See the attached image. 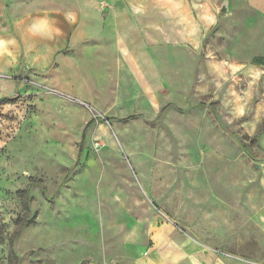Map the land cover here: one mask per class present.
<instances>
[{
	"label": "rangeland",
	"instance_id": "rangeland-1",
	"mask_svg": "<svg viewBox=\"0 0 264 264\" xmlns=\"http://www.w3.org/2000/svg\"><path fill=\"white\" fill-rule=\"evenodd\" d=\"M178 1L155 96L0 77V264H142L165 225L264 264V0Z\"/></svg>",
	"mask_w": 264,
	"mask_h": 264
},
{
	"label": "crops",
	"instance_id": "crops-1",
	"mask_svg": "<svg viewBox=\"0 0 264 264\" xmlns=\"http://www.w3.org/2000/svg\"><path fill=\"white\" fill-rule=\"evenodd\" d=\"M190 1L182 0L184 13L190 12ZM0 4L5 16L0 77L55 68L53 81L68 85L80 98L111 83L119 90L130 83L156 95L162 78L151 37L159 20L173 22L178 0H0ZM142 264L245 263L165 225L157 229Z\"/></svg>",
	"mask_w": 264,
	"mask_h": 264
},
{
	"label": "trees",
	"instance_id": "trees-1",
	"mask_svg": "<svg viewBox=\"0 0 264 264\" xmlns=\"http://www.w3.org/2000/svg\"><path fill=\"white\" fill-rule=\"evenodd\" d=\"M255 63H256L257 65L264 66V59H259V60L255 61ZM91 123H92V121L88 122V123L86 124L85 128H87ZM85 128H84V130H85ZM84 130H83V132H84Z\"/></svg>",
	"mask_w": 264,
	"mask_h": 264
},
{
	"label": "built area",
	"instance_id": "built-area-1",
	"mask_svg": "<svg viewBox=\"0 0 264 264\" xmlns=\"http://www.w3.org/2000/svg\"><path fill=\"white\" fill-rule=\"evenodd\" d=\"M101 5H102L103 8L107 7V5L105 3H102Z\"/></svg>",
	"mask_w": 264,
	"mask_h": 264
},
{
	"label": "water",
	"instance_id": "water-1",
	"mask_svg": "<svg viewBox=\"0 0 264 264\" xmlns=\"http://www.w3.org/2000/svg\"><path fill=\"white\" fill-rule=\"evenodd\" d=\"M225 9H226V8L224 7V8H223V11H225Z\"/></svg>",
	"mask_w": 264,
	"mask_h": 264
}]
</instances>
